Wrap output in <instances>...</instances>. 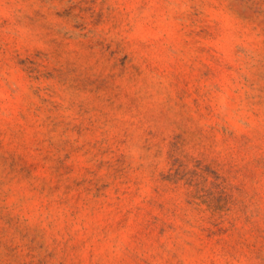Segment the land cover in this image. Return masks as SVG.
<instances>
[{
  "label": "rangeland",
  "instance_id": "obj_1",
  "mask_svg": "<svg viewBox=\"0 0 264 264\" xmlns=\"http://www.w3.org/2000/svg\"><path fill=\"white\" fill-rule=\"evenodd\" d=\"M0 264H264V0H0Z\"/></svg>",
  "mask_w": 264,
  "mask_h": 264
}]
</instances>
